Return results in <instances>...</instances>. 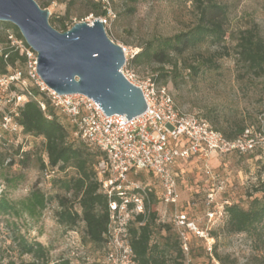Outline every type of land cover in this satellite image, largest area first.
Listing matches in <instances>:
<instances>
[{
	"label": "rangeland",
	"instance_id": "obj_1",
	"mask_svg": "<svg viewBox=\"0 0 264 264\" xmlns=\"http://www.w3.org/2000/svg\"><path fill=\"white\" fill-rule=\"evenodd\" d=\"M39 5L46 3L51 16L62 18L69 15L66 26L86 22L92 24L97 18L102 20L111 40L124 49L128 63L124 66L125 74L133 76L137 84L153 79L156 66H130L131 59L140 51V47L153 37L173 36L193 27L197 20L195 0H140L131 4L127 0H95L102 2V10L107 17H97L89 10L87 0H35ZM229 7L230 16L227 24L228 36L226 48L215 53V47L203 48L194 52L191 58L216 54L220 67L218 71L205 72L199 77L188 76L181 71L156 83L157 87H166L178 110L207 120L212 127L228 130L230 126L245 123L250 127L253 149L245 152L216 154L209 161L191 159L179 167L178 193L176 205H165L159 198L160 184L148 173L136 176L143 186H151L156 191L157 205L152 209L157 212L159 222L171 227L170 234H179L187 242L188 251L184 250V264H220L214 258V252L229 256L228 264H264V241L256 236L233 233L227 229L228 216L226 206L237 204L248 209L253 199L264 198V134L260 135L258 126L264 125V82L244 74L235 55V38L240 30L255 26L264 37V0H217ZM50 16V18H51ZM62 32V31H60ZM15 33L0 25V49L11 41L9 36ZM14 39V40H15ZM18 41V40H17ZM20 43V41H18ZM21 44V43H20ZM23 47L24 45L21 44ZM189 56V57H190ZM22 77L28 76L27 65H17ZM13 71V69H11ZM34 85L26 82L14 85L8 96L0 98V134L7 143H0V193L5 191L12 200L27 197L33 189H40L47 194H54L51 181L44 180L38 168L39 154L44 146L42 139L23 135L21 129L9 130L3 126L1 115L15 112L17 107L11 99ZM59 113H61L58 110ZM22 144L30 151V160L23 166L18 163L15 148ZM14 161V165H10ZM69 175L75 171L70 169ZM5 177L20 179L17 187L7 186ZM69 204L75 203L68 195ZM74 202H73V201ZM72 201V202H71ZM75 208L78 204L75 203ZM59 210L57 201H53L39 220L27 216L20 218L0 215V264L11 261H30L31 256H22L15 236L22 235L29 242H40L50 250V260L71 258L74 264L103 261V251L94 250L84 242L83 225L77 232L69 231L56 221ZM176 214H185L195 224L196 230L178 229L174 224ZM200 232V233H198ZM182 233H186L184 239ZM167 233L156 231L154 238L160 240ZM89 260V261H88Z\"/></svg>",
	"mask_w": 264,
	"mask_h": 264
},
{
	"label": "trees",
	"instance_id": "obj_2",
	"mask_svg": "<svg viewBox=\"0 0 264 264\" xmlns=\"http://www.w3.org/2000/svg\"><path fill=\"white\" fill-rule=\"evenodd\" d=\"M87 1L89 7L87 13H93L97 17H107L108 13L102 10L101 1ZM127 1L137 4L140 0ZM195 2L198 20L193 27L173 36H159L148 40L131 59L130 66H156L153 76L155 83L170 76L179 75L181 71L195 77L205 72L218 71L220 67L216 54L209 56L199 54L197 59L191 58L190 55L201 52L205 47L208 52L211 47L221 49L215 50V53H220L226 48L230 10L227 5L217 0H195ZM40 7L44 9L47 4L42 3ZM68 20L69 15L62 18L51 16L50 24L56 30L66 32L69 30L66 26ZM0 25L13 30L16 39L22 42L26 49L32 51L16 26L5 22H0ZM235 41L237 63L244 70V74L264 82V37L259 29L253 26L240 30ZM26 61L27 58L21 54V49L13 45L12 41H7L0 49V78L10 77L19 72L17 65H26ZM26 79L34 86L24 88L23 92L17 96H27L28 102L17 107L15 112L1 115V119L4 124V118L9 117L13 124L19 126L23 135L42 139L44 149L39 154L38 168L44 180L51 181L56 191L54 194H47L40 189H33L27 197L20 200H12L5 191H2L0 215L13 218L27 216L33 220H39L49 205L57 201L58 224L74 232L83 225L84 242L94 250H102L108 241L106 235L110 200H119L118 197L110 199L102 191L98 178L97 167L106 160V156L74 136L75 128L70 119L58 112L46 93L29 76L21 77L19 82L11 83L10 89L15 91L14 85L26 82ZM41 104H45V111L42 110ZM250 127L254 125L248 126L241 123L230 126L228 130L215 127L214 129L221 132L227 140H236ZM9 129L8 127L7 130ZM257 130L264 134V125L260 124ZM3 141L7 143L0 134V143ZM15 149L18 163L25 166L30 160L31 152L25 150L22 144L17 145ZM4 163L5 159L0 163V167ZM14 164L15 162L12 161L10 165ZM70 169L75 171L74 175L68 174ZM22 180L23 177L20 179L5 177L6 185L12 187H17L18 182ZM68 195L78 204V208H75V203L69 204ZM156 195L155 190L150 193L147 203L150 213L146 220L142 215L137 216V223L144 221V224L134 225L129 230L135 262L136 264H184L181 236L179 234L172 236L171 227L159 222L157 212L152 209V206L158 203ZM225 212L228 216L226 226L228 231L256 236L259 241H264V198L253 199L248 209L237 204L226 206ZM161 230L166 231L167 234L161 236L160 240H156L154 238L156 231L160 233ZM15 241L21 255L31 256L32 260H21L18 263L11 261L8 264H74L71 258L51 261L48 248L37 241L29 242L25 236L17 235ZM214 258L220 264H228L227 261L230 259L229 256H221L217 251L214 252Z\"/></svg>",
	"mask_w": 264,
	"mask_h": 264
},
{
	"label": "built area",
	"instance_id": "obj_3",
	"mask_svg": "<svg viewBox=\"0 0 264 264\" xmlns=\"http://www.w3.org/2000/svg\"><path fill=\"white\" fill-rule=\"evenodd\" d=\"M9 39L26 56L28 76L37 82L51 104L70 119L75 128L74 136L106 156L97 167L98 178L102 191L110 199L118 197L119 200L109 203L108 241L102 249L103 261L87 264H136L129 230L134 225L144 224V221L137 223V216L142 215L146 220L150 213L147 203L153 192L151 186L141 185L136 176L153 175L160 184L161 202L174 206L179 200L178 169L182 162L191 159L207 162L216 154L245 153L255 146L250 128L238 139L227 140L207 120L178 110L166 87H157L152 78L137 84L123 69L125 77L144 94L147 110L141 116L130 120L126 116L109 117L84 95H58L40 79L37 54L22 47V42L20 44L13 35ZM21 77L22 74L16 72L0 78V98L8 96L11 83L19 82ZM11 101L19 107L28 102V97L14 96ZM41 107L46 110L45 104ZM4 121L7 129L12 119L5 117ZM17 129L19 126L14 124V130ZM174 224L178 229H197L185 214H176ZM182 235L187 239L186 233ZM182 247L188 251L187 242H183Z\"/></svg>",
	"mask_w": 264,
	"mask_h": 264
},
{
	"label": "water",
	"instance_id": "obj_4",
	"mask_svg": "<svg viewBox=\"0 0 264 264\" xmlns=\"http://www.w3.org/2000/svg\"><path fill=\"white\" fill-rule=\"evenodd\" d=\"M50 16L35 0H0V22L16 26L37 54V73L47 88L63 96L84 95L109 117L144 114V94L125 77L124 49L110 39L104 22H79L60 32Z\"/></svg>",
	"mask_w": 264,
	"mask_h": 264
}]
</instances>
